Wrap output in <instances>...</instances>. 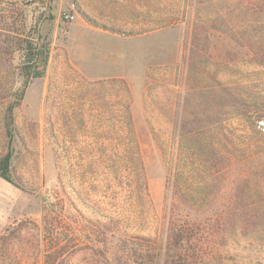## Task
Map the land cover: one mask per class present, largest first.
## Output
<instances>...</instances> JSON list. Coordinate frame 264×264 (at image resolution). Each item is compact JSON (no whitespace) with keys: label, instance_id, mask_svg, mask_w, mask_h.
<instances>
[{"label":"rangeland","instance_id":"374dc122","mask_svg":"<svg viewBox=\"0 0 264 264\" xmlns=\"http://www.w3.org/2000/svg\"><path fill=\"white\" fill-rule=\"evenodd\" d=\"M198 2L77 0L86 14L107 26L152 29L120 37L87 25L67 0H0V28L7 30L17 12L15 28L37 37L32 29L37 26L38 47L43 50V75L29 81L14 115L12 182L0 179V236L25 222L6 242L0 241V264L17 260L44 264L48 241L44 221L56 232L60 260L82 264L75 251L88 244L83 236H92L93 230L80 223L84 218L98 219L100 224L113 220L120 248L125 242L129 247L138 244L140 254L129 264H138L141 257L143 264H164L172 173L183 120L209 126V135L226 144L225 152L241 162L228 177L238 181L237 192L222 187L216 188L217 197L202 196L207 205L200 244L192 261L176 264H264V147L256 127V117L264 114V11L225 10L220 22H214L217 27L209 31L208 52L191 65L190 38ZM199 11L217 16L212 5ZM46 19L52 25L43 35ZM168 20L173 25L161 27ZM61 49L86 80H123L129 95L122 84L81 89L64 78L53 117L55 137H49L43 128V103L51 62ZM46 50L49 59L44 64ZM19 56L15 54L16 61ZM13 80L19 87L21 78L16 75ZM127 107L133 133L126 124ZM133 138L152 210L136 199ZM238 174L247 179L243 186ZM202 186L208 194L209 184ZM230 200L253 212L255 226L243 229L232 220L230 230L210 227ZM49 204L56 211H50ZM89 263L103 261L89 259Z\"/></svg>","mask_w":264,"mask_h":264},{"label":"trees","instance_id":"16d2710c","mask_svg":"<svg viewBox=\"0 0 264 264\" xmlns=\"http://www.w3.org/2000/svg\"><path fill=\"white\" fill-rule=\"evenodd\" d=\"M67 2L87 25L113 35L134 37L149 33L152 30L143 26L130 30H120L107 26L86 14L79 7L77 0H67ZM208 5L216 8L217 16L215 18H211L206 13L203 14V11H199L200 8L206 9ZM198 7L200 8L197 10L196 21L192 25L190 38L191 50L188 57L190 64L193 60L195 62L196 59L203 57L208 52L209 31L217 27L214 22H220L225 10H241L245 13L246 11L249 13L264 11V0H199ZM17 15L18 13L15 12L13 18L11 17L9 25L6 26L7 30L4 31L3 28H0V179L6 182H12L10 166L13 160L12 138L15 130V111L20 107V102L29 81L32 78H40L43 75V71L38 68V28L37 26L32 28L33 33L37 37L31 33L24 34L23 30L19 31L15 28ZM170 25L173 24L171 20H168L161 27ZM3 31L4 33H2ZM16 53L20 55L18 61L15 58ZM60 55L61 59H59ZM48 59L49 50H46L44 64H47ZM5 75H7V78L10 77L12 79L10 83L4 78ZM16 75L22 80L19 87H16L18 82L13 80ZM64 78L70 84L75 85L77 83L81 89L104 86L106 84H122L129 95L123 80L108 79L97 82L86 80L70 65L66 51L61 49V53H56L51 62L43 103V128L49 137H55L53 117L56 113L58 95H60V87L63 85ZM7 91L12 92V94L6 95ZM126 109V124L130 128L131 133H133L129 107ZM261 119H264V114H259L256 117V123L258 122L257 120L261 121ZM208 127L202 125L199 120L192 122L183 120L180 124L179 151L172 173L171 204L164 244V264H176L177 261H192L193 257H195L193 252L200 244V230L203 225L201 218L205 214L207 205L202 196L206 195L208 197L209 193H212L217 197L218 192L223 189L222 187H228L229 191L234 190V192L239 189L236 185L238 181L229 180L228 177L230 178L231 169L235 168L241 161L234 160L235 155L232 152L230 154L225 152L227 145L223 144L218 138H212L209 135L211 130H208ZM259 143L264 147L263 137H261ZM52 144L56 146V150L60 149L56 140H52ZM133 145L135 151L134 162L137 166L135 171L136 199L142 206L152 210L153 204L147 188L146 174L134 138ZM236 179L242 182V186L247 181L242 174H238ZM227 180L228 184L225 185ZM204 182L209 184V190L206 189L208 194L203 191L202 185ZM216 188H219V191ZM62 203L63 200H60L59 204L62 205ZM61 205L60 207H62ZM49 207L50 211H56V209H52V204H49ZM217 215L215 220L212 221L214 225H210V227L212 229L217 228L219 231L222 228L232 229L234 227L232 220L243 229L255 226V221H257V217L254 216L253 212H250L241 202H236L235 200L227 201V209ZM109 222L110 224H100L98 219L92 221L87 218L80 222L93 228L92 236L89 234L83 236L86 237L88 244L80 246L75 251L76 255L82 257V264H93L89 263V259L97 260L101 263L103 261V264H129L130 261L134 263L135 257L139 256L140 250L138 252L136 248L138 244H135L136 247H129L125 242L123 248L117 245L119 241L114 239L116 225L113 220ZM24 223V221L18 223L7 234L1 235L0 241L2 243L6 242ZM43 228L46 238L48 237V241L45 242L44 264H66L65 260H60L61 252L56 248L57 238L53 235L56 232L45 221ZM79 239L81 238L79 237ZM78 243L81 244L79 240ZM190 250H192V253L189 252ZM143 262L146 261L141 257V261L138 264H143ZM18 263L19 260L15 262V264Z\"/></svg>","mask_w":264,"mask_h":264},{"label":"water","instance_id":"95a60500","mask_svg":"<svg viewBox=\"0 0 264 264\" xmlns=\"http://www.w3.org/2000/svg\"><path fill=\"white\" fill-rule=\"evenodd\" d=\"M52 21L51 20H44L43 25L41 27V32L43 35H45L48 30L51 28ZM43 50L39 49L38 50V68H40L43 65V55H42Z\"/></svg>","mask_w":264,"mask_h":264},{"label":"built area","instance_id":"2783aa9c","mask_svg":"<svg viewBox=\"0 0 264 264\" xmlns=\"http://www.w3.org/2000/svg\"><path fill=\"white\" fill-rule=\"evenodd\" d=\"M256 127L264 139V120L258 121Z\"/></svg>","mask_w":264,"mask_h":264}]
</instances>
